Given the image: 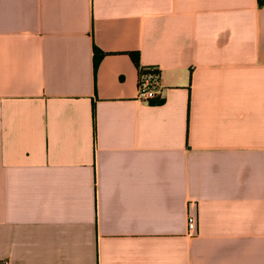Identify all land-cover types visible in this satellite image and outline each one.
Wrapping results in <instances>:
<instances>
[{
	"label": "crops",
	"instance_id": "1",
	"mask_svg": "<svg viewBox=\"0 0 264 264\" xmlns=\"http://www.w3.org/2000/svg\"><path fill=\"white\" fill-rule=\"evenodd\" d=\"M3 262L264 264V3L0 0Z\"/></svg>",
	"mask_w": 264,
	"mask_h": 264
},
{
	"label": "built area",
	"instance_id": "2",
	"mask_svg": "<svg viewBox=\"0 0 264 264\" xmlns=\"http://www.w3.org/2000/svg\"><path fill=\"white\" fill-rule=\"evenodd\" d=\"M156 70L154 68H140V74L138 76V89L137 99L142 103H149L155 99H158V80L153 77L149 70ZM188 234L192 236L195 231L196 221L194 216H189L188 222ZM2 264H8L3 262Z\"/></svg>",
	"mask_w": 264,
	"mask_h": 264
},
{
	"label": "trees",
	"instance_id": "3",
	"mask_svg": "<svg viewBox=\"0 0 264 264\" xmlns=\"http://www.w3.org/2000/svg\"><path fill=\"white\" fill-rule=\"evenodd\" d=\"M264 3V0H258V4L261 6ZM104 56V53L100 52L98 49H96L95 47L93 48V70L95 72L97 65L100 61V59ZM130 59L132 60L133 64L138 68V76L140 74V68L139 67V55L138 53H129ZM149 73L155 78H157L158 80V76L159 73L156 70H149ZM150 103L153 104H159L161 103L160 99H155L153 101H151Z\"/></svg>",
	"mask_w": 264,
	"mask_h": 264
}]
</instances>
